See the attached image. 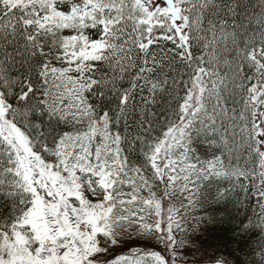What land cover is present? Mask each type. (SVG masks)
I'll return each instance as SVG.
<instances>
[{
  "label": "snow or ice",
  "instance_id": "snow-or-ice-1",
  "mask_svg": "<svg viewBox=\"0 0 264 264\" xmlns=\"http://www.w3.org/2000/svg\"><path fill=\"white\" fill-rule=\"evenodd\" d=\"M0 264H264V0H0Z\"/></svg>",
  "mask_w": 264,
  "mask_h": 264
}]
</instances>
